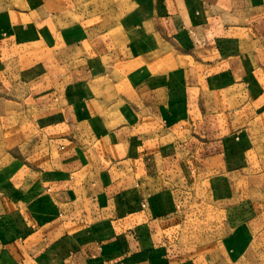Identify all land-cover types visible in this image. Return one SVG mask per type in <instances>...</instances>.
Here are the masks:
<instances>
[{
  "label": "crops",
  "instance_id": "0c3cea01",
  "mask_svg": "<svg viewBox=\"0 0 264 264\" xmlns=\"http://www.w3.org/2000/svg\"><path fill=\"white\" fill-rule=\"evenodd\" d=\"M263 139L264 0H0V264H264Z\"/></svg>",
  "mask_w": 264,
  "mask_h": 264
},
{
  "label": "rangeland",
  "instance_id": "374dc122",
  "mask_svg": "<svg viewBox=\"0 0 264 264\" xmlns=\"http://www.w3.org/2000/svg\"><path fill=\"white\" fill-rule=\"evenodd\" d=\"M237 136H238L237 134H234L232 136V142H231V147H232L231 149L232 150L230 151L231 161H234V158L237 157V154L238 153L242 152V150H246V148H248L250 146L248 143L239 144V142H237V140H238ZM235 137H236V139H235ZM263 144H264V141H263ZM263 163H264V151H263V156H262V160H261V164L264 167V164ZM260 170L264 174V168H262ZM262 181H263L262 182V184H263L262 186L264 188V179ZM235 188L236 187L233 188V191L235 190L237 192V188L236 189ZM263 192H264V189H263ZM242 194H243V191H242ZM234 196H236V195H234ZM245 196H246V194H245ZM241 201H242V203L244 201V204H243L244 207H242V208H246V210L248 212H254V207H253L254 206V196L253 195L252 196H249V198H247V196H246V199L243 196H241ZM199 208L200 207L198 206V212L200 211ZM188 211H189V209L183 214V220L184 221L182 222V228H183V230L181 232V239L182 240H180V241H182V243H189V242H192V241H194L196 243L197 242V239L198 238H201L200 237L201 234H203L205 237L209 234V233L208 234L205 233V231L203 230V228H202V230H199V231H201L200 233H199V231L197 233L196 232L197 230L196 229H193L194 226H197L196 225L197 223H201V226H207L208 227V225H207L208 224V220H209L208 217H207L208 216V212L205 215L206 217L205 216L204 217H201L200 215H198V216L195 217L194 215H190V213ZM211 214H214V219L212 221L210 220V222H214V224L216 226V229H215V231L213 233H211L212 234L211 236L216 241L221 240L222 239V235L223 234H227V233L229 235L226 236V237H229L230 236L231 238H233V235L236 232V229H231L229 232H225V233L223 231H220L219 230L220 229V226L219 225H223V224H221L222 219L220 217H215V216H217V214H219L217 212V209L214 208V212H211ZM259 215H260V211H259ZM248 218H252V216L251 217L248 216ZM253 220H254V218H252L250 221H253ZM252 225L255 227L256 224L254 223ZM259 225L263 226L262 228H264V215L261 216V222H259ZM232 226L234 227L235 225L232 224ZM250 229L252 230V232H250ZM253 231H254V228L252 229L251 226L250 227L248 226V231H247L246 235H250V233L253 235ZM209 238L211 239V237L207 236L205 239H209ZM248 240H249V238H248ZM260 250L262 251V250H264V248H260Z\"/></svg>",
  "mask_w": 264,
  "mask_h": 264
}]
</instances>
